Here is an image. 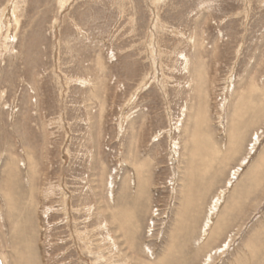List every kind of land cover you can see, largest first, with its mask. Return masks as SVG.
<instances>
[{"label": "rangeland", "instance_id": "obj_1", "mask_svg": "<svg viewBox=\"0 0 264 264\" xmlns=\"http://www.w3.org/2000/svg\"><path fill=\"white\" fill-rule=\"evenodd\" d=\"M0 264H264V0H0Z\"/></svg>", "mask_w": 264, "mask_h": 264}]
</instances>
